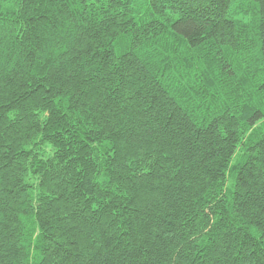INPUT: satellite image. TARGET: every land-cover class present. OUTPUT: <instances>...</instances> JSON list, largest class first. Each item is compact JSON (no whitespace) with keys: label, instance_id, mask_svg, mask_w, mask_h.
<instances>
[{"label":"trees","instance_id":"obj_1","mask_svg":"<svg viewBox=\"0 0 264 264\" xmlns=\"http://www.w3.org/2000/svg\"><path fill=\"white\" fill-rule=\"evenodd\" d=\"M0 264H264V0H0Z\"/></svg>","mask_w":264,"mask_h":264}]
</instances>
